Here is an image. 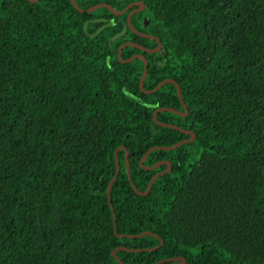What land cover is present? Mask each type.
Returning <instances> with one entry per match:
<instances>
[{
  "label": "trees",
  "instance_id": "obj_1",
  "mask_svg": "<svg viewBox=\"0 0 264 264\" xmlns=\"http://www.w3.org/2000/svg\"><path fill=\"white\" fill-rule=\"evenodd\" d=\"M0 0V264H264V0ZM145 21V24H144ZM122 28L125 30L116 37ZM125 92H128L126 94ZM150 231L157 236H118ZM161 239V244L156 247ZM139 249L127 251L118 247ZM143 248H152L144 250Z\"/></svg>",
  "mask_w": 264,
  "mask_h": 264
},
{
  "label": "water",
  "instance_id": "obj_2",
  "mask_svg": "<svg viewBox=\"0 0 264 264\" xmlns=\"http://www.w3.org/2000/svg\"><path fill=\"white\" fill-rule=\"evenodd\" d=\"M29 1L34 2L36 0H29ZM69 2L79 12H90V11H92V10L98 8V7H105V8H107L114 15H119V14L123 13L125 10H127L128 8H131L132 6H136V7L132 8V9H130L128 11V13L126 14V17H125L126 27H128L132 32H134V33H136L138 35L155 39L156 40V45L153 48H146V47H143L141 45L135 44L133 42H129V41L122 42L117 47L116 56H117L118 60L120 62H122V63L123 62H128L132 58H136V57L137 58H140L142 60V64H143L142 71H141V74H140L139 79H138V87H139V89L142 92H144V93L153 92V91L157 90L163 83H166V82L172 83L175 86L176 95L178 97L179 103H180L183 111H179V110H177L175 108H172V107L160 106V107H157V108H155L153 110V112L151 114V118H152V120L156 124H158L160 126H165V127L173 128V129H176V130H178V131H180L182 133H185V134H188L189 135V137L184 138V139H181V140L175 142L172 145H169V146L155 145V146H151V147L147 148L143 152V154L141 155V157L139 159V165L143 169L148 170V169H152L155 166L160 165L162 163L166 164V167L164 169H162L160 171H157V172H155L154 174L151 175V177L149 178V180L147 182V185H146V188H145L144 191L137 190L134 187V185H133V183H132V181L130 179V176H129V173H128V169H127V151H126L125 147L122 146V145H119V146H117L114 149V152H113V158H114V173H113V175L111 176V178L109 179V181L107 182V185H106V198H107L108 205H109V209H110L111 216H112V230L114 231V229H115V216H114V213H113V209H112L111 202L109 200V189H110V185H111L112 181L114 180L115 176L118 173L119 166H118V161H117V157H116L117 151L119 149H123L124 150L125 172H126L127 179H128V181L130 183L131 188L137 194H146L148 192L149 188H150V185H151V182L153 181V179H155L159 175H161V174L165 173L166 171H168L169 166H170V163L168 161H166V160H160V161H157V162H155V163H153L151 165L145 166V165L142 164V161L145 158L146 154L149 151L154 150V149H162V150L174 149V148H176L177 146H179L182 143L191 141L193 139V137H194V134L190 130L183 129V128H181V127H179L177 125L171 124V123L160 122V121H158L155 118V113L156 112H159V111H169V112H173V113L178 114V115H185L187 109H186V106H185L183 100L180 97V92H179V89H178V86H177L176 82L173 79H171V78H164V79L160 80L157 84H155L151 89H144L142 87V83H143V79H144V76H145V73H146V70H147V61L144 58V56L141 55V54H133V55H131V56L125 58V59L120 58V51H121L122 47L127 46V45L134 46V47L139 48L140 50H143V51H146V52H157V51L160 50V42H159V40L155 36L150 35V34H145V33L139 32V31L135 30L131 26V24H130V20H129L130 19V15L132 13L136 12V11L142 10L144 8V3L142 1H133V2L128 3L127 5H125L123 8H121L119 10H114V9H112V7L110 5H108L107 3H104V2L95 3V4L89 6V7L85 8V9L79 8L77 6V4L75 3L74 0H69ZM144 24H145V21H144ZM124 30H125V28H122L118 33L114 34L112 36V38L113 37H116V36H119ZM125 93L129 95L128 92H125ZM144 234H151V235H153V236H155L157 238V236L155 234H153L152 232H150V231H142V232H139V233H136V234H117L116 233V235H118V236H127V237H139V236L144 235ZM160 244H161V239H159L158 244L156 246L152 247V248H156ZM118 248L124 249V250H127V251H138L139 250L137 248L136 249H133V248H126V247H121V246L118 247ZM152 248H143V249L144 250H150ZM111 255H112V257L115 259V261L118 264H123L121 262V260L115 255V249H113L111 251ZM184 262H185V259L183 257L175 256V257H168V258L161 259V260H159L156 263H164V264H184Z\"/></svg>",
  "mask_w": 264,
  "mask_h": 264
}]
</instances>
